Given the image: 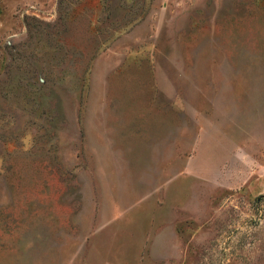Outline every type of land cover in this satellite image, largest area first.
Wrapping results in <instances>:
<instances>
[{
  "label": "rangeland",
  "instance_id": "374dc122",
  "mask_svg": "<svg viewBox=\"0 0 264 264\" xmlns=\"http://www.w3.org/2000/svg\"><path fill=\"white\" fill-rule=\"evenodd\" d=\"M0 264H264V0H0Z\"/></svg>",
  "mask_w": 264,
  "mask_h": 264
},
{
  "label": "trees",
  "instance_id": "16d2710c",
  "mask_svg": "<svg viewBox=\"0 0 264 264\" xmlns=\"http://www.w3.org/2000/svg\"><path fill=\"white\" fill-rule=\"evenodd\" d=\"M65 0H61V2H64ZM59 4H60V2H59ZM28 24V23H27Z\"/></svg>",
  "mask_w": 264,
  "mask_h": 264
}]
</instances>
